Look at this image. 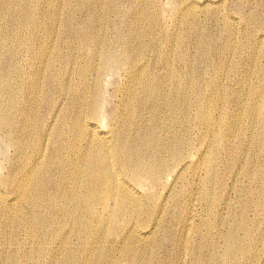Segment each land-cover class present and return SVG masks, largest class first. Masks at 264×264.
Returning <instances> with one entry per match:
<instances>
[{"label":"bare ground","instance_id":"1","mask_svg":"<svg viewBox=\"0 0 264 264\" xmlns=\"http://www.w3.org/2000/svg\"><path fill=\"white\" fill-rule=\"evenodd\" d=\"M20 1L0 0V264H264V0H166L164 37L163 5L111 35L121 0L85 30L79 3Z\"/></svg>","mask_w":264,"mask_h":264},{"label":"rangeland","instance_id":"2","mask_svg":"<svg viewBox=\"0 0 264 264\" xmlns=\"http://www.w3.org/2000/svg\"><path fill=\"white\" fill-rule=\"evenodd\" d=\"M25 1H27V2H25ZM29 1H31V2H29ZM24 0V1H20L21 2V4H23L24 2V5H27L30 9H29V13H34V12H36L39 8H40V3L38 2H36V0ZM71 2H73V3H79L78 5H79V9L77 10V12H76V20H82L83 22H82V27H81V29L82 30H85V29H87V24L85 23L89 18H91V16L92 17H95V15H96V6H95V4L92 2V1H90V0H70ZM140 1V2H139ZM141 1L142 0H121L120 2H119V4H118V7H117V15H114V14H112V12H111V9H108L106 12H105V15L107 16V31L109 32V33H111V35H114V34H118V33H124V34H126V33H128V31H130L132 28H131V26L134 24V22L137 20V19H139V18H141V14L143 13V14H147V15H149V17H152V19L153 18H155V14L157 13L158 15L160 14L159 12H160V8L162 7V5H163V8H164V10H166L167 12H166V17H167V22L166 21H164L163 19H161V23H159V26H160V28H159V30L157 31V33L158 34H160V36H162V37H164L165 35H164V31H163V27H164V25L165 24H168V29H170V30H168L169 32H173L174 31V33H176L177 32V35H179L180 34V32H181V29H177V28H171L170 26H169V23H170V25L172 24V21H173V19H174V12L173 11H170V9L167 7V5H165V2H166V0H143L142 1V4L144 3L145 4V6L143 5L142 6V4H141ZM159 2V3H156V2ZM161 1V2H160ZM243 4H245L246 2H248V3H252V7H254V10L256 9V10H259L260 9V5H259V3H261L263 0H240ZM257 1V2H256ZM261 1V2H260ZM28 2H29V5H31V6H29L28 5ZM35 4H34V3ZM255 2V3H254ZM90 3V4H89ZM138 5H137V4ZM140 3V4H139ZM148 3V4H147ZM34 5V7H33V5ZM39 4V6H37ZM51 4H52V9H55V10H57V11H52V10H50L51 12H54V14H56V16H57V18L59 17V18H62L63 20H65V18L67 17V11H66V7H62V6H60V4H58V3H56V1L55 0H53L52 2H51ZM86 4H87V6H86ZM228 4H230L229 2L227 3V6H228ZM256 4V5H255ZM56 5V6H55ZM137 5V6H136ZM140 5V6H139ZM255 5V6H254ZM90 6V7H89ZM125 6V7H124ZM135 6V7H134ZM139 6V7H138ZM257 6V8H255ZM38 7V8H37ZM54 7V8H53ZM123 7V8H122ZM138 7V8H137ZM144 7L146 8V9H144ZM37 8V9H36ZM136 8H137V10H136ZM143 11H141L140 9ZM147 8H149V9H147ZM159 8V9H158ZM33 9V10H32ZM86 9V10H85ZM133 9V10H132ZM140 11H139V10ZM157 9V10H156ZM32 10V11H31ZM44 10L46 11H48L49 12V9H47V8H44ZM136 10V11H135ZM46 11V12H47ZM63 11H65V12H63ZM150 11V12H149ZM88 12V13H87ZM133 12H135L134 14H133ZM137 12H138V14H137ZM140 12V13H139ZM78 13H80V14H78ZM132 13V14H131ZM121 14V15H120ZM140 14V15H139ZM129 15V16H128ZM136 15H138V16H136ZM231 15V18H232V20H234L233 21V24L234 25H236V26H238L239 24H238V18L234 15V14H230ZM56 16H55V18H56ZM130 18V19H128V18ZM139 17V18H138ZM203 16H201V23L202 24H205V23H208V17H207V20L205 19V18H202ZM10 18V17H9ZM78 18V19H77ZM84 18V19H83ZM86 18V19H85ZM168 18H170V19H168ZM9 20H11V21H8V17H7V21H8V25L6 24V29L8 30V29H11V28H14L15 26H17L16 28H14L13 30L15 31H21V29H22V27L18 24L17 25V23H14V21H13V19H12V17L9 19ZM121 20V21H120ZM127 20V21H126ZM162 20H163V22H162ZM172 20V21H171ZM110 22V23H109ZM112 22H115L116 23V26L113 28V26L111 25V23ZM166 22V23H165ZM10 23V24H9ZM13 23V24H12ZM124 23V24H123ZM200 23V24H201ZM12 24V25H11ZM65 26H63V28H64ZM121 27H122V29H121ZM263 28V30H262V35L264 34V27H262ZM5 29V30H6ZM125 29V30H124ZM174 29V30H173ZM178 30V31H177ZM132 31H134V29L132 30ZM251 31V30H250ZM3 32H6V31H3ZM163 32V33H162ZM208 32H213L212 30H209ZM240 32H241V30H240ZM179 33V34H178ZM255 33V32H254ZM242 36V37H241ZM241 36H239V38H240V40L239 39H237V41H238V43H239V45L243 42V41H241V38H243V34L241 33ZM264 36V35H263ZM165 42V41H164ZM174 46H176L175 48L177 49L178 48V43H176L175 45H173V47ZM238 52V51H237ZM255 87H260V85H257V84H255ZM1 143V142H0ZM1 146H0V175H2V174H4L5 172V170H6V168L5 167H7V165H5V164H7V159H8V154H6L7 153V150L6 149H3L2 150V148H4V145L1 143L0 144ZM5 151V152H4ZM6 155L5 157H7V158H5L4 157V155ZM3 157H4V160H3ZM4 162V163H3ZM6 162V163H5ZM2 173V174H1ZM8 197V196H7Z\"/></svg>","mask_w":264,"mask_h":264}]
</instances>
